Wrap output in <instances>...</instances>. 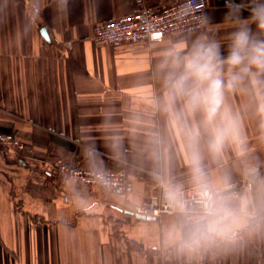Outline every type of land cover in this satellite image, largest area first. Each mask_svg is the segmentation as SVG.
<instances>
[{"label": "crops", "instance_id": "1", "mask_svg": "<svg viewBox=\"0 0 264 264\" xmlns=\"http://www.w3.org/2000/svg\"><path fill=\"white\" fill-rule=\"evenodd\" d=\"M144 1L153 7L170 0ZM225 2L208 0L205 13L218 35L228 31ZM135 6V0H0V132L25 145L22 153L0 146V264H187L167 243L173 216L141 219L134 210L160 188L153 162L138 153L153 129L169 140L172 178H187L183 140L149 98L161 92L152 73L161 49L200 31L120 47L93 41L96 24ZM228 103L240 114L250 151L264 161L249 98L235 93ZM115 141L123 145L119 159ZM59 158L126 169L134 190L73 183L56 170ZM225 166L239 179L231 150ZM200 264H264V244Z\"/></svg>", "mask_w": 264, "mask_h": 264}, {"label": "clouds", "instance_id": "2", "mask_svg": "<svg viewBox=\"0 0 264 264\" xmlns=\"http://www.w3.org/2000/svg\"><path fill=\"white\" fill-rule=\"evenodd\" d=\"M230 5L224 35L205 14L199 21L203 31L164 46L152 67L161 92L149 98L151 108L181 136L187 178H172L169 140L159 130L138 149L153 162L161 199L172 212L167 243L187 264L264 244V161L250 151L240 114L228 103L235 93L249 98L264 141V0ZM112 148L122 158L123 145L115 141ZM229 150L239 179L225 166ZM94 175L106 179L99 166Z\"/></svg>", "mask_w": 264, "mask_h": 264}, {"label": "built area", "instance_id": "3", "mask_svg": "<svg viewBox=\"0 0 264 264\" xmlns=\"http://www.w3.org/2000/svg\"><path fill=\"white\" fill-rule=\"evenodd\" d=\"M226 5L230 1L226 0ZM134 11L126 16L94 26L93 41L97 45L120 47L138 42L158 43L167 36L184 35L203 31L199 21L206 13L208 0H170L157 6H147L144 0H135ZM0 146L13 148L18 153L25 150L21 139L13 133L0 132ZM56 170L73 183L109 189L121 194L134 190V182L126 169H101L106 179L101 182L94 175V167H85L56 159ZM134 212L150 218L172 215L171 210L161 199V187L146 201L137 206Z\"/></svg>", "mask_w": 264, "mask_h": 264}, {"label": "water", "instance_id": "4", "mask_svg": "<svg viewBox=\"0 0 264 264\" xmlns=\"http://www.w3.org/2000/svg\"><path fill=\"white\" fill-rule=\"evenodd\" d=\"M137 217L138 218H141V219H146V217L145 216H142V215H137ZM148 219L150 218V217H147Z\"/></svg>", "mask_w": 264, "mask_h": 264}]
</instances>
